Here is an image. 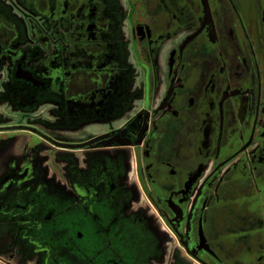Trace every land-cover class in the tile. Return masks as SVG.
<instances>
[{"label":"flooded vegetation","instance_id":"1","mask_svg":"<svg viewBox=\"0 0 264 264\" xmlns=\"http://www.w3.org/2000/svg\"><path fill=\"white\" fill-rule=\"evenodd\" d=\"M174 36L158 75V46ZM0 106L17 121L108 118L85 140L21 131L42 144L36 154L130 153L138 192L181 254L174 264H264V0H0ZM90 168L72 169L74 216L50 217L44 202L11 221L27 225L18 232L41 264H138L117 248L115 163Z\"/></svg>","mask_w":264,"mask_h":264},{"label":"rangeland","instance_id":"2","mask_svg":"<svg viewBox=\"0 0 264 264\" xmlns=\"http://www.w3.org/2000/svg\"><path fill=\"white\" fill-rule=\"evenodd\" d=\"M176 38L174 36L166 39L162 46H158L154 56L158 75L164 76L166 73L168 53L174 46ZM131 44L127 43L125 46L126 56L133 67L132 69L130 66L129 69L133 72L132 77L139 78L143 73L139 72V68L134 64ZM135 92L132 91L131 95L136 96ZM122 112L108 117L109 119L118 118ZM50 114L48 109H45L40 117L43 119H48L49 116L51 118L58 117V115ZM107 119L84 121L73 126H66L63 121H17L15 113L10 108L0 106V184L6 179L9 180L0 188V258L9 260L13 264H41L38 255L32 254L29 243L25 242L24 238L20 236L21 232H18V228H21L22 231L26 230L27 225L20 226V224L11 223V221L16 216L18 219L19 216L31 219L34 212L40 214L43 211L44 202L51 206V210L47 212L50 217L56 216L59 212L60 215L71 214L74 216L80 206L75 199L73 188H75L76 178L72 169L76 168L82 174H88L91 171L90 166H93L94 163L102 165L108 156L109 160L112 159L115 163L117 170L115 180L124 195V201L119 207L120 219L117 221V226L120 229L118 251L121 254H127L129 261L138 264H174L178 262L181 254L171 243L169 234L160 230L150 208L138 192L130 153L125 152L119 156L99 153L96 157L93 153L65 154L45 149L44 153L36 154L34 151L37 146L42 147L40 146L42 144L26 132L21 131V128H33L45 135L62 134L71 140H85L105 131L108 127ZM42 156L43 158H41ZM101 171L103 172V168H93L91 176H98ZM25 172L27 176L23 180L17 181ZM38 181L42 182L45 188L35 193L30 190V185L38 183ZM34 202L35 204H33ZM91 212L93 216V210ZM48 224L57 228V222L50 221ZM65 225L73 226L70 221ZM50 231L56 230L51 229ZM78 243L80 244L79 241ZM49 261V264H56L51 258ZM117 261H119L117 264H124L122 260L117 259L114 260V263Z\"/></svg>","mask_w":264,"mask_h":264}]
</instances>
